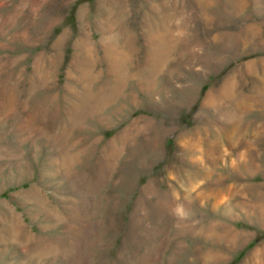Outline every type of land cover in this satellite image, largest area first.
<instances>
[{
  "label": "rangeland",
  "instance_id": "374dc122",
  "mask_svg": "<svg viewBox=\"0 0 264 264\" xmlns=\"http://www.w3.org/2000/svg\"><path fill=\"white\" fill-rule=\"evenodd\" d=\"M0 264H264V0H0Z\"/></svg>",
  "mask_w": 264,
  "mask_h": 264
}]
</instances>
